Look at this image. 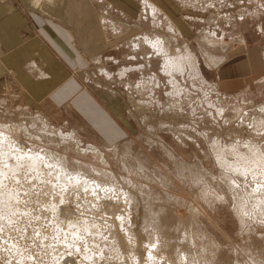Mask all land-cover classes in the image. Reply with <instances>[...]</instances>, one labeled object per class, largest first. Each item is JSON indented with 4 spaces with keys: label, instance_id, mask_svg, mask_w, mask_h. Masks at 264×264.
<instances>
[{
    "label": "rangeland",
    "instance_id": "374dc122",
    "mask_svg": "<svg viewBox=\"0 0 264 264\" xmlns=\"http://www.w3.org/2000/svg\"><path fill=\"white\" fill-rule=\"evenodd\" d=\"M144 1L135 0L140 18L118 19L120 26L109 17L111 2L102 3L103 24L122 35L123 48L83 72L95 103L83 96L75 110L63 103L49 119L17 86L0 97L1 135L22 151L53 155L65 175L100 185L102 195L70 185L52 209L60 180L41 175L26 186L0 175L6 191L28 197L29 211L14 218L0 202V264H264V0H146L156 14ZM157 34L181 57L182 73L165 71V53L144 41ZM220 70L248 78L247 85L222 91ZM99 107L124 125L120 139L91 124ZM94 199L93 207L87 200ZM69 220L94 224L99 234L73 236Z\"/></svg>",
    "mask_w": 264,
    "mask_h": 264
},
{
    "label": "crops",
    "instance_id": "0c3cea01",
    "mask_svg": "<svg viewBox=\"0 0 264 264\" xmlns=\"http://www.w3.org/2000/svg\"><path fill=\"white\" fill-rule=\"evenodd\" d=\"M104 1H110L116 12L109 16L116 26H120L118 19L135 21L141 16L135 0H128V8L116 0H0V97L17 86L25 100L49 119L62 114L63 103L68 102L71 110L85 96L95 103L93 92L84 89L83 72L96 65L95 60L123 48L118 42L122 35H112L109 24H103ZM111 37L116 43L109 46ZM219 75L224 92L247 85L248 78L241 75H223L221 70ZM233 80L236 84H230ZM108 105L120 113L118 106ZM99 108L98 114L92 108L91 124H101L120 139L124 125L116 123L107 108Z\"/></svg>",
    "mask_w": 264,
    "mask_h": 264
},
{
    "label": "bare ground",
    "instance_id": "6f19581e",
    "mask_svg": "<svg viewBox=\"0 0 264 264\" xmlns=\"http://www.w3.org/2000/svg\"><path fill=\"white\" fill-rule=\"evenodd\" d=\"M146 4V5H145ZM144 5H145V7H147V8H150L151 7V13L152 14H156V12L158 11L157 10V8L155 7V6H153V5H149L148 6V2L145 0L144 1ZM158 13H161V12H158ZM161 15V14H160ZM142 18V17H141ZM169 30H171L172 32L171 33H177L176 32V28H175V26L173 25V24H170V28H169ZM146 35V34H145ZM156 35V34H155ZM155 35H154V37H149V36H147V37H145V42L146 43H148L150 46H151V49L154 51H156L157 53H165V57H164V67H165V71H169L168 73H173V72H181V70H182V60L180 59L181 57L179 56V57H175L171 52H170V50H167L166 48V46L164 45V43H163V40H162V36L161 37H159V35L157 36V37H155ZM151 36H153V35H151ZM168 38V37H167ZM141 43V42H140ZM144 43V42H143ZM174 47V46H173ZM135 48V47H134ZM137 48V47H136ZM169 49H171V48H169ZM187 59V58H186ZM164 71V72H165ZM182 73V72H181ZM176 74V73H175ZM172 77V76H171ZM174 79V78H173ZM172 79V80H173ZM174 83V82H173ZM172 83V84H173ZM138 109V108H137ZM136 111V110H135ZM237 130V129H236ZM70 136V135H69ZM244 137V136H243ZM239 138V137H238ZM249 141V140H248ZM220 147V146H219ZM230 148V147H229ZM44 151V150H43ZM253 155H255V154H253ZM242 156V155H241ZM54 156L53 155H51V154H48L47 152H42V151H40V149H35V148H33V149H31L30 151H22L19 147H18V145L16 146L15 145V143H14V141L11 139V138H8L7 136H4V135H1L0 134V175L3 177V178H8L9 176H11V180L13 179V180H17V181H32V180H36L37 178L39 179V176H47V177H49V178H51L52 179V181H53V179L54 180H60L61 181V183H63V182H65V184H62L61 185V183H59V181H57L58 183H59V188H54L53 190H57L55 193H52V191H51V194H54L52 197H56L57 198V200H54L53 198V200L54 201H52V202H50L49 203V205H48V203H47V206H49L50 208H52V209H56V208H58V207H56L57 205H59V203L60 202H62L63 200H61V199H64V198H66L65 196L66 195H69L68 194V188L70 187V185H71V187L73 188V190H75V191H82V193H83V191L85 192H87V191H89V192H91V194L92 195H94V193L95 194H97L96 196L97 197H99V198H97V197H95V198H97V200H99L101 197H102V195L101 196H99L100 194H99V190L100 189H98L99 188V186L98 185H96V186H98V187H93V186H95V185H91L94 189H91V188H89V184H88V186L85 184L86 182L84 181V183L78 178V176L76 177V176H73L72 177V175H70L69 174V176H67V175H65L66 173H63V169H62V166L60 165V161H58V160H56L55 158H53ZM219 158H221V157H219ZM258 156L257 157H255V159L258 161V164H259V160H258ZM59 160H61V159H59ZM66 160V159H65ZM54 161H56V162H54ZM58 161V162H57ZM252 161V160H251ZM62 162V161H61ZM246 162V161H245ZM63 165V164H62ZM236 165V164H235ZM257 165V164H256ZM243 168H245V167H243ZM241 169V168H240ZM66 169H64V171H65ZM233 170V169H232ZM236 170V169H235ZM238 170V169H237ZM242 170V169H241ZM247 170V169H246ZM253 170V169H252ZM243 171H245V169L243 170ZM19 172H20V175H19ZM66 172V171H65ZM240 172V171H239ZM70 173V172H69ZM246 173V172H245ZM25 176H24V175ZM77 174V173H76ZM0 176V177H1ZM44 176V177H45ZM71 176V177H70ZM1 177V179L3 180V178ZM46 177V178H47ZM36 178V179H35ZM45 178V179H46ZM0 179V202H2V204H3V206H4V208H6L7 209V212H8V215L10 214L11 215V217L13 216H15V215H19V214H22L23 212V215H22V217H24L29 211H27V210H25L24 209V204H23V202L26 200V199H28V197L26 196L27 194H25V196H26V198H25V196H24V198H25V200L22 202V200H20V197L17 195V193H15V192H13V191H11V190H5L4 189V187H5V185H3V183L5 182L4 180L2 181ZM82 180H84V178L82 179ZM263 180V179H262ZM10 181V180H9ZM16 181V182H17ZM43 181V180H42ZM41 180H40V183L42 182ZM46 181V180H45ZM15 182V183H16ZM27 182H25V184L27 183ZM37 182V181H36ZM44 182V181H43ZM23 183V182H22ZM22 183H21V185H22ZM29 183V182H28ZM33 183V182H32ZM38 183H39V180H38ZM46 183H47V181L45 182V185H46ZM18 184V183H17ZM48 184V183H47ZM53 184V183H52ZM52 184H49V185H51V186H54L55 187V184L54 185H52ZM43 185H44V183H43ZM44 185V186H45ZM26 186H29V185H27L26 184ZM35 186H36V184H35ZM61 186V187H60ZM90 186V187H91ZM14 187V186H13ZM260 187V186H259ZM30 188H32V186L30 185ZM35 187H33V189H34ZM53 188V187H52ZM102 188V187H101ZM12 189H14V188H12ZM48 189V188H47ZM103 190H104V188H102ZM101 189V190H102ZM29 190V189H28ZM71 190V189H70ZM111 190V189H110ZM32 191V190H31ZM104 191H106V190H104ZM115 191V190H114ZM29 192V191H28ZM27 192V193H28ZM37 192V191H36ZM49 192V191H48ZM74 192V191H73ZM98 192V193H97ZM101 192V191H100ZM109 192V191H108ZM107 192V193H108ZM21 193H22V191H21ZM24 193V192H23ZM117 193V192H116ZM125 194H126V192H124ZM33 194V193H32ZM31 193L29 194V196L31 197V195H32ZM71 194H73V193H71ZM79 194V193H78ZM84 194V193H83ZM87 194V193H86ZM90 194V195H91ZM105 194V193H104ZM21 195V194H20ZM41 195V194H40ZM49 195V196H50ZM73 195H75V194H73ZM116 195V194H115ZM124 195V194H123ZM123 195H121L122 197H123ZM128 195V194H127ZM39 196V195H38ZM47 196V195H46ZM76 196V195H75ZM81 196V195H80ZM89 196V195H88ZM107 196V195H106ZM125 196V195H124ZM129 196V195H128ZM29 197V198H30ZM33 197V196H32ZM35 197V196H34ZM73 197V196H72ZM77 197V196H76ZM79 197V196H78ZM82 197H83V195H82ZM84 197H86L85 195H84ZM94 197V196H93ZM134 197V196H133ZM132 197V198H133ZM23 198V199H24ZM22 199V198H21ZM34 199V198H33ZM41 198H39V200H40ZM89 199V198H88ZM91 199V198H90ZM122 199H124V198H122ZM126 199V198H125ZM135 199V198H134ZM31 200V199H30ZM96 199H94V201H90V200H87V201H89L90 202V205H94V206H96V204L95 203H97V201H95ZM121 200V199H120ZM127 200V199H126ZM129 200V199H128ZM133 200V199H132ZM27 201V200H26ZM47 201V200H46ZM122 201V200H121ZM120 201V202H121ZM129 201H131V200H129ZM31 202V201H30ZM37 202V201H36ZM43 202V201H42ZM86 202V201H85ZM88 203V202H87ZM86 203V204H87ZM126 203H127V201H126ZM129 203V202H128ZM130 203H132V201L130 202ZM134 203V202H133ZM28 204V203H27ZM26 204V205H27ZM31 204V203H30ZM30 204H28V205H30ZM105 204V203H104ZM125 204V203H124ZM123 204V205H124ZM36 205H37V203H36ZM45 205V204H44ZM60 205H61V203H60ZM92 205V206H93ZM126 205V204H125ZM93 206V207H94ZM100 206V205H99ZM126 206H129L128 204L126 205ZM256 206V205H255ZM21 207L23 208V209H21ZM45 207H46V205H45ZM86 207V206H85ZM41 208V207H40ZM43 208H44V206H43ZM96 208V207H95ZM127 208V207H126ZM48 209V208H47ZM112 209V208H111ZM122 209V208H121ZM256 209V208H255ZM33 210V209H32ZM40 210V209H39ZM49 210V209H48ZM58 210V209H57ZM34 211V210H33ZM92 211V210H91ZM109 211H111V210H109ZM31 212V216H32V211H30ZM54 212H55V210H54ZM57 212V211H56ZM26 213V214H25ZM41 213H43V212H41ZM62 213V212H61ZM112 213V212H111ZM114 214V213H113ZM116 214V213H115ZM3 215V214H2ZM6 215V214H5ZM36 215V214H35ZM120 215V214H119ZM240 215V214H239ZM28 216V215H27ZM55 216V215H54ZM86 216V215H85ZM127 216H128V214H127ZM127 216H125V218L127 217ZM245 216V215H244ZM18 217V216H17ZM21 216L20 217H18V218H22ZM59 217V216H58ZM63 217V216H62ZM113 217V216H112ZM117 217V216H116ZM119 217H122V215H120ZM4 218V217H3ZM7 218V217H6ZM9 218V217H8ZM15 218V217H14ZM25 218H27V217H25ZM123 218V217H122ZM128 218V217H127ZM11 219V218H10ZM57 219V218H56ZM117 219V218H116ZM120 219V218H119ZM7 220V219H6ZM27 220V219H26ZM51 220V219H50ZM63 220V219H62ZM67 220V219H66ZM72 220V219H71ZM71 220H69L68 222H66V224H67V231L72 235L73 234V236H79V235H82V234H86V233H92V234H94V235H97V234H99L98 232V228H97V226H95L94 224H86L85 222V224L84 225H82V226H80V224L79 223H77L76 224V222H74V221H71ZM11 221V220H10ZM17 221V220H16ZM24 221V220H23ZM22 221V222H23ZM29 221V220H28ZM55 221V220H54ZM60 221V220H59ZM88 221H90V220H88ZM125 220H123V222H124ZM128 221V220H127ZM15 222V221H14ZM61 222V221H60ZM82 222V221H81ZM119 222V221H118ZM122 221H121V223H123ZM55 223V222H54ZM63 223H65L64 222V220H63V222H62V225H65V224H63ZM24 224V223H23ZM56 224V223H55ZM61 224V223H60ZM78 224H79V226H78ZM12 225V224H11ZM58 225V224H57ZM117 225V224H116ZM27 226V225H26ZM66 226V225H65ZM64 226V227H65ZM120 226V225H119ZM19 227V226H18ZM62 227V226H61ZM113 227V226H112ZM121 227V226H120ZM35 228V227H34ZM56 228H59V227H56ZM23 229V228H22ZM28 229V228H27ZM76 229H78L77 231H76ZM122 229V228H121ZM25 230V229H24ZM34 230V229H33ZM27 232V231H26ZM65 232V231H64ZM34 233V232H33ZM69 233H68V235H69ZM28 234V233H27ZM65 235V234H64ZM58 236V235H57ZM83 236V235H82ZM87 236V235H86ZM99 236V235H98ZM128 236L130 237L131 236V234L130 233H128ZM37 237H39V234L37 235ZM115 237V236H114ZM127 237V235L125 236V238ZM128 237V238H129ZM33 238V237H32ZM35 238V237H34ZM71 238V237H70ZM82 238V237H81ZM130 238H132V237H130ZM156 238V237H155ZM31 239V238H30ZM78 239V238H77ZM128 240V239H127ZM126 240V241H127ZM130 240V239H129ZM43 241H44V238H43ZM45 241H47L46 239H45ZM78 241V240H77ZM38 242V241H37ZM61 242V241H60ZM134 243V242H133ZM62 244V243H61ZM136 244V243H135ZM55 245V244H54ZM53 245V246H54ZM77 245V244H76ZM133 245V244H132ZM142 245V244H141ZM61 246V245H60ZM78 246V245H77ZM121 246V245H120ZM13 247V246H12ZM15 247V246H14ZM58 247V246H57ZM73 247V246H72ZM130 247V246H129ZM137 247V246H136ZM149 247H150V245H149ZM154 247V246H153ZM67 248V247H66ZM142 248V247H141ZM152 248V247H151ZM73 250H75V247H74V249ZM81 250V249H80ZM117 250V249H116ZM132 250V249H131ZM136 250V249H135ZM134 250V251H135ZM20 251V250H19ZM53 251V254L54 253H58L59 252V250H58V248H56V249H53L52 250ZM77 251V250H76ZM75 251V252H76ZM24 252V251H23ZM62 252V251H61ZM61 252H59V254L58 255H60L61 254ZM75 252H74V254H75ZM78 252V251H77ZM117 252V251H116ZM136 252V251H135ZM51 253V252H50ZM65 254V253H64ZM116 254H118V253H116ZM157 254V253H156ZM30 255V254H29ZM55 255H57V254H55ZM58 255H57V257H58ZM129 255H130V253H129ZM19 256V255H18ZM22 256V258H20V259H23V255H21ZM62 256V255H61ZM60 256V257H61ZM76 256V255H75ZM152 256V255H151ZM178 256V255H177ZM134 257V256H133ZM81 258V257H80ZM85 258V257H84ZM95 258V257H94ZM136 258V257H135ZM116 259V258H115ZM125 259V258H124ZM79 260V259H78ZM87 260H88V256H87ZM87 260H86V262H87ZM90 260V259H89ZM136 260V259H135ZM156 260V259H155ZM160 260V259H159ZM16 261V260H15ZM20 261H22V260H20ZM123 261V260H122ZM138 261V260H137ZM161 261V260H160ZM90 262V261H89ZM154 262V261H153ZM156 262V261H155ZM167 262V261H166ZM184 262V261H183ZM81 263H83V262H81ZM138 263H139V261H138ZM162 263V262H161ZM86 264V263H85ZM91 264V263H90ZM151 264V263H150ZM168 264V263H167Z\"/></svg>",
    "mask_w": 264,
    "mask_h": 264
}]
</instances>
